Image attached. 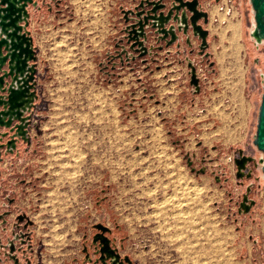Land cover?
Masks as SVG:
<instances>
[{"label":"rangeland","instance_id":"rangeland-1","mask_svg":"<svg viewBox=\"0 0 264 264\" xmlns=\"http://www.w3.org/2000/svg\"><path fill=\"white\" fill-rule=\"evenodd\" d=\"M133 4L38 0L32 8L37 100L34 150L23 164L37 182L19 209L38 240L33 264L82 260L99 224L135 264H264V180L255 166L238 178L229 162L240 151L259 154L264 46L250 38V0L238 1L241 17L231 21L205 2L206 49L183 43L173 57L158 48L149 58L132 50ZM246 195L256 205L240 213Z\"/></svg>","mask_w":264,"mask_h":264},{"label":"water","instance_id":"water-1","mask_svg":"<svg viewBox=\"0 0 264 264\" xmlns=\"http://www.w3.org/2000/svg\"><path fill=\"white\" fill-rule=\"evenodd\" d=\"M174 1L179 3L178 6H175L177 12L179 13L182 10L184 12L181 17L177 15L173 20L182 21L185 24L184 31L186 32L188 20L185 11L191 12L190 21L194 31L200 36L204 47H206L209 35L208 31L204 30L197 23L200 20L208 23V15L198 9L197 0L191 2H184V0ZM250 3L254 11L255 20L250 36L257 46L261 40H264V0H250ZM29 7L37 9L38 2L36 0H0V164L3 162L4 154L12 155L16 152L19 141L27 144L30 143L31 114L37 100V58L33 38L31 32L28 30L30 24ZM163 7V5H158L148 12L149 14L144 18V22H140L142 31L144 25H147L149 21H153L151 22L153 27H160V29L169 23L172 15L171 12L167 16L163 14L156 16L157 10ZM137 15L139 17L141 13ZM181 29L182 27H180ZM160 31L165 37L169 34L171 35L169 44H172L176 40L173 27L169 31L166 29ZM141 35L144 36V31ZM192 71V82L193 84H197L194 70L192 69ZM262 84L263 94L253 144L262 153L259 164L262 166L261 170L264 174V82ZM3 151L4 154H2ZM239 154L240 158L235 160L237 176L238 178H251L252 173L245 174L243 171L248 166L256 167V161L252 157L243 155L242 151ZM205 172L204 169H201L198 174H204ZM253 205L254 201H249L246 195L240 207L244 212H249ZM18 221H26V228L31 225V221L26 216H20ZM96 229L103 233L99 238L96 237L95 239V241L99 240L103 244L101 253H105L109 258L111 257L110 255L115 257L116 261L114 263L120 260V255L116 250L111 248L109 239L104 236V233H109L110 229L101 224L96 225ZM11 251H13V247H11ZM125 261L131 264L130 258L126 257Z\"/></svg>","mask_w":264,"mask_h":264},{"label":"built area","instance_id":"built-area-1","mask_svg":"<svg viewBox=\"0 0 264 264\" xmlns=\"http://www.w3.org/2000/svg\"><path fill=\"white\" fill-rule=\"evenodd\" d=\"M191 1L193 0H184V2H191ZM197 1H198V9L201 12L206 13L209 18H210V12L204 6V3L205 2L209 3L210 1L218 4L219 10L222 15L221 17H218V19H221L223 21H231V20L239 19L241 17L238 9V1L241 0H197ZM158 5H163L164 7L157 10L156 16H160V14L167 16L170 12L172 13L169 23L165 24L164 28L160 29V27H153L151 24V22L153 21H149L147 25H144L143 28L144 36H142L141 33L143 31L140 28V22L142 21L144 22V18L149 14L148 12H150ZM178 5L179 3H177L174 0H134V4L129 9L126 10V14L130 16L129 18L130 22L128 23L129 29L127 33L130 36V42L132 43V50L134 51L133 49L134 47L135 50L140 53V56L149 58L152 56L153 52L158 48H162L163 51H165V53L168 56L173 57L176 52L182 49L183 43L189 46V48H192L194 47V45H196L195 44L196 42L198 43V46L200 48L206 49L208 43L207 46L204 47L202 39L194 31L193 25L190 21V17L192 16L191 12L187 10L185 11L188 20L186 32L184 31L185 24H183L182 21L178 22L173 20V18L177 15L181 17L182 13L184 12V10L180 11L179 13L177 12L175 6ZM138 13H141L139 17L137 15ZM197 24L200 25L204 30H206L205 23L203 20L198 21ZM171 27H173V31L175 32L176 40L172 44H169V42L171 41V35L169 34L167 37H165V35L160 30L166 29L167 31H169L171 30ZM180 27H182L181 30ZM151 35L155 36L154 37L155 41H158L159 46L149 43ZM253 46H254V41H253ZM120 47H121V51H123L122 56L124 57L125 60L129 61L134 59L133 54H131L126 50L128 47L126 46H120ZM188 65L190 68L191 77L193 76V71H192L193 69L195 73L194 75L197 79V84H193V88L198 90L201 85H200V80L198 79V74L195 71V65L191 62V60H188ZM34 122L35 121L31 120V125ZM31 129L32 128L29 129L30 141L32 139ZM242 152L243 155L253 158V156L246 154L245 151ZM239 153L235 155V157L230 158L229 162L235 163V160L237 158H240ZM2 154H4V151ZM11 157L12 156L10 154L7 155L4 154L3 162L6 160V158H8L10 161H12V166L14 169L17 168V165H22L24 163L22 159L13 161ZM202 169L206 171L205 167ZM243 172L245 174L252 173V169L248 166L247 169ZM16 174L14 177L12 176V174H8L10 175L8 176L9 178L6 180H2V172L0 171V264H33V260L36 258V254L38 252L37 249L39 248L38 240L36 238L33 239L31 242V246H29L30 243H27L28 245H26L25 242H22V240H25V238L23 237L26 231L22 227L20 228L16 226V219L22 213V211L18 208L16 214L12 213L13 204L16 202V200H19L20 197V194L15 189L16 188L15 181L19 176H21V174L19 175ZM212 174L217 182H220L222 180L226 181L225 179L226 175L223 172L217 171ZM11 178L14 180V183ZM247 197L249 201H254V205L251 207V209H253L254 206L256 205V201L255 199L249 197L248 195ZM239 210L240 213L244 211L243 209H241V207L239 208ZM249 212H244V213H249ZM11 216H13V218ZM110 240L113 242L111 238ZM96 244H98V249H99L97 251H95V247H93ZM11 247H13L14 249L13 252L10 251ZM101 247H102L101 242H99L98 240L96 242L93 241L92 246L90 247L85 246V252H83L82 260H79V258H75L74 261L71 260L69 261L68 264H102L100 260V256L103 255L100 252ZM32 249L35 250L34 254L31 253ZM104 256H105L104 260H106L105 253Z\"/></svg>","mask_w":264,"mask_h":264},{"label":"crops","instance_id":"crops-1","mask_svg":"<svg viewBox=\"0 0 264 264\" xmlns=\"http://www.w3.org/2000/svg\"><path fill=\"white\" fill-rule=\"evenodd\" d=\"M36 1L38 2V0H36ZM41 1L42 0H39V2H41ZM28 11L31 15L32 14V8L29 7ZM30 20H31V18H30ZM28 30L29 31L31 30L30 26L28 27ZM32 38L34 40V36ZM33 42H34V46L36 48L35 40ZM33 147L34 146L31 145V142L29 144H27V143H24L22 141H19L17 143V152L14 155H11L12 156L11 158L13 159V161H17L18 159H22L24 161V159H25L24 157H27V154L29 155L31 153V151L34 150ZM40 168H41V166H39L38 170ZM24 169H25L24 164L17 165V168L14 169L12 166V161H10L8 158H6V160L2 164H0V171L2 172V180L8 179L9 178L8 176H10L8 174H12L13 177L15 176L16 173L18 175L21 174V176H19L15 181L16 182V188L15 189L20 194L19 200H16V202L13 204V209H15L16 211L18 208H20V203H19L20 199H22L25 196V193H27L29 189H33L34 186L32 187V185L34 184V182H37L36 177H35V179L34 178H32V179L27 178ZM13 183H14V180H13ZM133 264H135V263H133Z\"/></svg>","mask_w":264,"mask_h":264},{"label":"flooded vegetation","instance_id":"flooded-vegetation-1","mask_svg":"<svg viewBox=\"0 0 264 264\" xmlns=\"http://www.w3.org/2000/svg\"><path fill=\"white\" fill-rule=\"evenodd\" d=\"M10 214H11V213H10ZM12 215H13V214H12ZM20 216H25V215H19V216L17 217V219H16V226H17V227H20V228L22 227V228L26 231V232H25V235H24V237H23V238H25V240H22V242H25L26 245H28L27 243H30L29 246H31V242H32V240L35 239L36 237H33L32 231H31L30 228H29L30 225H29L27 228L25 227L26 221H24V222H19V221H18V218H19ZM11 217L13 218V216H11ZM102 234H103V233L100 231V232L97 234L96 237L99 238ZM104 236H105L106 238L109 239L111 248H112L113 250H116L117 253L120 255V260H118L117 262L114 263V261H116V258H115V257H112V255H110V256H111L110 258L107 257V255H106V260H104L105 256H104V254H103V255L100 256L101 263H102V264H129V263H127V262L125 261V258L128 257V256H123V255L121 254V252H120L119 248L116 246V244L110 240L111 237H110L109 233H108V232L104 233ZM96 237H95V239H96ZM95 239L93 240L94 242H96ZM98 241H99V240H98ZM99 242H100V241H99ZM93 247H95V251L99 250V249H98V244L94 245ZM102 247H103V244H102ZM102 247L100 248V252H101ZM10 251H11V248H10ZM13 251H14V249H13ZM13 251H11V252H13ZM34 251H35V250L32 249V250H31V253L34 254ZM83 252H85V247L83 248ZM128 258H129V257H128ZM130 260H131V259H130ZM131 264H133L132 260H131Z\"/></svg>","mask_w":264,"mask_h":264},{"label":"bare ground","instance_id":"bare-ground-1","mask_svg":"<svg viewBox=\"0 0 264 264\" xmlns=\"http://www.w3.org/2000/svg\"><path fill=\"white\" fill-rule=\"evenodd\" d=\"M253 18H254V11H253ZM255 22V20L253 21V23ZM251 31H252V28L250 29ZM250 31V32H251ZM250 38H251V36H250ZM254 46L255 47H261V46H264V40H261L260 41V43H258L257 44V46H256V44L254 43ZM261 80H262V82H264V72L262 73V75H261ZM254 137H255V135H254ZM262 156V153L261 152H259V154L257 155V157H253L254 159H255V161H256V169H257V171L260 173V177H261V179H263L264 180V174L262 173V170H261V165L259 164V159H260V157ZM249 187V186H248Z\"/></svg>","mask_w":264,"mask_h":264}]
</instances>
